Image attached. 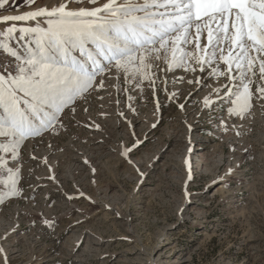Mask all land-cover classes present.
Segmentation results:
<instances>
[{
	"label": "rangeland",
	"instance_id": "rangeland-1",
	"mask_svg": "<svg viewBox=\"0 0 264 264\" xmlns=\"http://www.w3.org/2000/svg\"><path fill=\"white\" fill-rule=\"evenodd\" d=\"M59 2L10 0L0 16ZM155 80L114 76L57 134L26 138L15 160L0 152L19 170V194L0 203V264H264V107L230 116L229 82L208 69ZM134 142L139 172L121 155Z\"/></svg>",
	"mask_w": 264,
	"mask_h": 264
},
{
	"label": "snow or ice",
	"instance_id": "snow-or-ice-1",
	"mask_svg": "<svg viewBox=\"0 0 264 264\" xmlns=\"http://www.w3.org/2000/svg\"><path fill=\"white\" fill-rule=\"evenodd\" d=\"M34 3L24 0L26 6ZM72 3L94 6L71 8ZM9 4L0 0V9ZM28 21L35 23H16ZM0 25V55L8 57L0 62V152L11 154L12 160L26 138L66 127L65 117L75 113L78 99L86 102L114 76L123 75L124 83L135 80L137 88L142 82L158 87L157 70L167 75L181 68L208 69L209 75L229 82L224 88L231 98L230 116L245 118L254 102L264 107V0H60L51 8L0 16ZM195 83L206 85L202 77ZM174 98L175 93L169 96ZM139 146L134 142L121 153L138 172L130 153ZM0 170V186L8 189L0 193L3 203L19 194V170L4 156ZM192 178L190 172L185 183ZM5 252L0 246V254Z\"/></svg>",
	"mask_w": 264,
	"mask_h": 264
}]
</instances>
